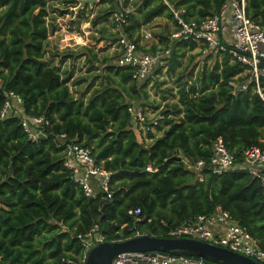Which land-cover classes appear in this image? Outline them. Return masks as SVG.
<instances>
[{"label":"trees","instance_id":"1","mask_svg":"<svg viewBox=\"0 0 264 264\" xmlns=\"http://www.w3.org/2000/svg\"><path fill=\"white\" fill-rule=\"evenodd\" d=\"M49 1L0 0V264H78L83 253L78 237L96 226L109 243L144 235L174 238L172 232L199 216L212 215L218 207L246 228L264 251L260 182L246 173L218 176L208 170L200 182L189 168L209 163L219 138L238 162L251 147L264 148V102L252 89L232 94L230 83L237 77L242 82L243 66L223 54L222 65L204 68L197 79L192 70V86L183 84L178 104L161 114L163 135L155 138L149 132L152 142L145 145L133 129L129 109L143 103L147 83L134 79V69L117 66L120 55L100 60L87 47L86 78L78 84L90 79L92 83L77 98L71 85L74 73H64L48 59V54L61 56L47 50L56 29L48 23ZM141 1L142 9L128 15L122 32L140 51L153 53L154 47L142 50L139 36L143 27L161 17L175 23L172 35L176 33L170 7L182 11L186 22H201L218 14L227 0ZM114 9H108L104 19L125 11ZM247 14L264 27V0H247ZM172 42L163 43L172 49L171 70L179 50L199 51L200 56L206 48L194 40ZM99 68L103 76L93 75ZM12 94L22 101L17 102L20 113L9 110L2 117ZM24 118L49 123L43 127L45 137L32 141ZM71 143L91 149L96 165L112 175L111 198L99 188L95 198L88 197L75 183L66 166L65 147ZM149 167L157 172H147Z\"/></svg>","mask_w":264,"mask_h":264},{"label":"built area","instance_id":"2","mask_svg":"<svg viewBox=\"0 0 264 264\" xmlns=\"http://www.w3.org/2000/svg\"><path fill=\"white\" fill-rule=\"evenodd\" d=\"M178 25V31L172 35V41L194 40L205 44L201 56L229 54L244 68L242 82L237 77L230 83L232 94L238 95L250 89L264 102V27L254 22L247 14V0H227L220 12L201 22H186L182 18V11L170 7ZM129 11H115L111 16L115 31L119 33L118 49L120 58L117 66L134 69V79L140 83L147 81L160 64L167 65L172 55V49L157 50L153 53H144L138 45L122 32L128 22ZM231 32V33H230ZM146 40L152 38L151 33L144 36ZM14 102L21 103L16 95H11L2 117L6 116ZM132 118L145 133L154 132L160 126L163 117L150 120L146 108L131 106L129 109ZM25 132L32 141L45 137L43 127L48 126L43 118L23 119ZM66 139V136H62ZM213 156L209 163L198 162L189 166L200 182L204 181L205 171L221 176L229 172L246 173L257 179L264 193V148L253 146L245 153L244 159L238 162L235 155L230 152L223 139H217L213 144ZM66 166L73 172L74 181L81 186L88 197L95 198L97 191L111 198V177L96 165L91 149L77 144H67L65 147ZM188 164V162H186ZM147 172L155 173L157 170L147 168ZM97 181V184L93 180ZM137 220L141 210L136 211ZM171 235L174 238H190L211 243L229 249L238 254L249 257L261 264L264 263V251L249 231L238 224L231 214L221 207L209 216H199L193 223L182 226ZM82 256L78 264H87L90 251L99 243L105 242L98 226L94 227L87 236L78 237ZM71 263V262H70ZM113 264H212L203 259L179 256L163 252L119 254Z\"/></svg>","mask_w":264,"mask_h":264},{"label":"rangeland","instance_id":"3","mask_svg":"<svg viewBox=\"0 0 264 264\" xmlns=\"http://www.w3.org/2000/svg\"><path fill=\"white\" fill-rule=\"evenodd\" d=\"M71 1H73L71 3ZM116 1V4H115ZM49 17H48V23L50 21V25H52V28L54 27V25H56V31L59 32V34H61V36L59 37V47L61 45V42L64 43V46H69L70 41H72V39H74V37H87L89 39V44L96 45L95 50H98L97 48L100 46H103V44L97 43V44H93L95 43V36L97 31H95V27L92 24V21L98 16V18H104L105 17V13H107L108 9L110 8H114L117 9L116 10H126L129 11V14H133L136 15L139 13V11L142 9V1L141 0H114V3H104L103 0H98V2L93 6V10L91 12H88V14L86 15L89 18H81L80 19V24H77L75 27H71L70 21H72V19H74L73 21H75L74 18V10L76 8H78L80 5L76 3V1L74 0H58L52 3V0L49 1ZM101 5H103L101 7ZM77 6V7H76ZM99 6V7H98ZM92 7V6H91ZM98 7V9H97ZM97 12H96V10ZM114 9V10H115ZM55 11V12H53ZM58 13H57V12ZM64 11V13L61 12ZM103 11V12H102ZM94 12H95V16H94ZM94 16V17H93ZM111 16L108 19V23L105 25V29L110 30L112 29L113 32L115 31V25L112 23V19ZM55 17V18H54ZM54 19V20H53ZM70 27V28H69ZM176 25L174 22H172L171 20H168L165 17H161L156 19L154 22H152L150 25H147L145 27L142 28L141 34L139 37H142L144 31L145 33H151L152 38L150 40H148V42H150V44L147 46L148 50H151L153 47L157 50H164L166 49V46L163 44L166 40H169L170 45H173L171 36L172 33L175 31L176 29ZM150 29V30H147ZM92 34H89V31H92ZM144 30V31H143ZM54 31L52 34V36H50V40L48 41V46H47V50L50 53H58L61 54L60 57H62L63 55H68L71 51L69 48L68 51H64L61 52L62 50H57L58 46H56L55 48V39L53 38L54 35L56 34ZM111 31V30H110ZM115 33V32H114ZM113 37H116V33L114 34ZM114 42L116 43L117 47V40H114ZM115 45V46H116ZM113 46V45H112ZM109 46V47H112ZM94 47V46H93ZM108 46H105L104 49L107 50ZM70 51V52H69ZM117 52V51H116ZM74 54H78V58H81L82 55H79L80 52L76 53V52H72ZM101 53L98 51V54H105ZM119 53V52H118ZM199 51H195V52H187L185 50H179L178 52V60L177 63L175 64V70H171L170 69V64L168 62L167 65H164L163 63L158 65L153 73V75L150 77V79H148L147 81H145L144 83L141 84H145L146 88L145 91L147 93L146 98L144 99L143 103L141 104H135L133 103L131 106H144V108H149L150 114L153 116H157V115H161L163 112L168 110V107L178 104L179 101V97H180V87L184 84V86L186 85V83H189V85L191 84L192 86V81H190V77L189 74L190 72L193 70V78L197 79L198 76L201 75L202 71L204 68L206 69H212L215 67L216 64H220L222 65V57L220 56H216V55H207V56H198ZM198 56V57H196ZM103 57V56H101ZM66 58V57H65ZM75 58V59H78ZM64 59V58H63ZM67 59V58H66ZM73 60V58H72ZM170 60V59H169ZM167 60V61H169ZM87 64V61L86 63ZM71 67H73V62H71ZM88 64L86 65V69H87ZM84 68V67H83ZM85 69V70H86ZM101 68H99V72L96 71V73H94V75H101L103 76V72L102 70H100ZM85 70H82V73L85 72ZM188 75V76H187ZM86 75L80 74L76 79L77 81L82 79L83 77H85ZM187 76V77H184ZM197 76V77H196ZM92 83V79H90L88 82L86 83H80L84 84L85 87L81 88V89H85L84 92L87 90V87ZM98 82L95 84V86L93 88H91L92 90L87 93L86 97H89V95L91 94V92L95 89V87H98ZM82 90L78 91L74 89L75 94H78V96L82 93ZM83 92V93H84ZM132 126L133 129L137 132L138 137H139V141L140 143H144L145 145H149L152 141L148 138V133H145L142 128L138 125V123L132 119ZM166 127L162 124V127L160 129H156L153 132V135L155 136V138H159L163 135L164 131H165ZM95 190H98V187H96L94 185Z\"/></svg>","mask_w":264,"mask_h":264},{"label":"water","instance_id":"4","mask_svg":"<svg viewBox=\"0 0 264 264\" xmlns=\"http://www.w3.org/2000/svg\"><path fill=\"white\" fill-rule=\"evenodd\" d=\"M98 0H80L78 12L94 6ZM163 252L179 256L203 259L212 264H261L249 257L208 242L190 238H158L139 236L126 241L97 244L89 253L87 264H113L122 253Z\"/></svg>","mask_w":264,"mask_h":264},{"label":"crops","instance_id":"5","mask_svg":"<svg viewBox=\"0 0 264 264\" xmlns=\"http://www.w3.org/2000/svg\"><path fill=\"white\" fill-rule=\"evenodd\" d=\"M55 1H58V0H52V3L53 2H55ZM76 2H78L79 3V5H80V0H75ZM96 6V5H95ZM103 5H101V7H102ZM99 7V6H98ZM98 7H97V9H98ZM93 8L94 7H91V6H88V8L87 9H82L81 11H79L78 12V8H76L75 10H74V18H75V21H73L74 19H72V21H70V23L69 24H71V27H75L77 24H80V19L81 18H89V17H87L86 15L88 14V12H91L92 10H93ZM91 10V11H90ZM96 10V9H95ZM53 12H55V11H53ZM57 12V11H56ZM96 12H97V10H96ZM58 13V12H57ZM79 13H83V15H81V16H78L79 15ZM62 15V14H61ZM94 16H95V12H94ZM93 16V17H94ZM55 18V17H54ZM99 18H98V16L92 21V24L94 25V27H95V31H97V33H96V36H95V43H93V44H97V43H100V44H103V46H100V47H98L97 49L98 50H95V46L96 45H91V44H89V39L87 38V37H83V36H81V37H74V39H72V41H70V43H69V46H64L63 47V45H64V43L63 42H61V45H60V47H59V37L61 36V34H59V32L58 31H56L55 33V35H54V37L53 38H56L55 39V48H56V46H58V48H57V50H62L61 52H64V51H68V49L69 48H71L70 49V51L71 52H76V53H78V52H80L79 53V55H82V57L81 58H78V59H73L72 60V58H67V59H62V57H57V56H55V57H53V56H51L50 57V54H48V59H50L53 63H54V65L55 66H57V67H60L61 69H62V71L65 73V72H68V73H74V78H73V81H72V83H71V85H72V89L74 90H78V91H80V90H82L81 92V94H83V92H84V90L86 89H81V88H83V87H85L84 86V84H78V82L79 81H81L82 79H80V80H78L77 81V77L80 75V74H83V75H86V73L84 72V73H82V70L84 69H86V65L87 64H85L86 63V57L85 56H83L87 51L85 50V48H90V49H92L95 53H98V51L100 50V49H102V48H105V46H108L107 48H108V50L106 51V53L105 54H103V55H101V54H98L99 55V58H100V60L102 59H104L105 57H108V58H110V59H113V58H115V60L117 59V57H119V55H120V53H118L119 52V49H118V47H117V45H116V43L114 42V40H118V37L119 36H116V37H113L114 36V34L115 33H118L117 31H114L113 32V30L112 29H110V30H107V29H105L106 27H105V25L108 23V20H106V19H104L103 17L102 18H100V20H98ZM54 20V19H53ZM50 22V21H49ZM56 26V25H55ZM70 28V27H69ZM147 30H150V29H147ZM144 31V30H143ZM89 34H92L93 33V30L92 31H89L88 32ZM231 33V32H230ZM52 34H54V33H51L50 34V36H52ZM146 34H148L147 32L145 33V31H144V33H143V35H142V38H141V42H140V46H141V48H142V50H148V45L150 44V42H148V40H146L145 38H144V36L146 35ZM50 40V39H49ZM113 45V46H112ZM116 45V46H115ZM109 46H112V47H109ZM69 51V52H70ZM117 51V52H116ZM101 56H103V57H101ZM64 58V57H63ZM71 62H73V67H71ZM84 67V68H83ZM94 75V74H93ZM86 78V77H85ZM75 81H76V83H77V85L75 84L74 86H73V84L75 83ZM142 83H144V82H142ZM96 88V87H95ZM76 95V97L77 98H79L80 97V95L78 96V94H75ZM87 96V95H86ZM90 96V95H89ZM89 97H85V100H87ZM13 110H15L16 112H18V113H20V108H19V106H18V104H17V102H14L13 103V105H12V107H11V109H10V111H13ZM146 112L148 113V118L150 119V120H153V119H156V118H159L160 116H162V115H155V116H153V115H151L150 114V111H149V108L147 109L146 108ZM163 120H164V118H163ZM163 120L161 121V123H160V126L162 125V122H163ZM159 126V127H160ZM159 127H158V129H159ZM157 129V128H156ZM155 129V130H156ZM154 130V131H155ZM152 141V140H151ZM93 182L95 183V184H97V181L94 179L93 180ZM97 187V186H96Z\"/></svg>","mask_w":264,"mask_h":264}]
</instances>
